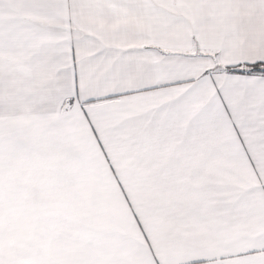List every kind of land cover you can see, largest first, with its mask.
<instances>
[{"label":"snow or ice","instance_id":"snow-or-ice-1","mask_svg":"<svg viewBox=\"0 0 264 264\" xmlns=\"http://www.w3.org/2000/svg\"><path fill=\"white\" fill-rule=\"evenodd\" d=\"M0 264H264V0H0Z\"/></svg>","mask_w":264,"mask_h":264}]
</instances>
